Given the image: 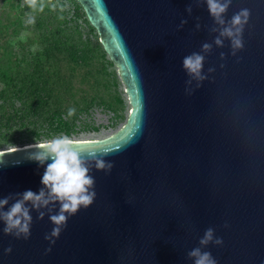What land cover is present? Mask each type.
<instances>
[{
    "label": "water",
    "instance_id": "water-1",
    "mask_svg": "<svg viewBox=\"0 0 264 264\" xmlns=\"http://www.w3.org/2000/svg\"><path fill=\"white\" fill-rule=\"evenodd\" d=\"M78 1L131 108L117 131L74 140L84 152L110 153L104 159L114 167L92 168L96 199L68 219L54 245L45 239L54 227L48 215L32 211L28 240L6 235L0 222V264H193L187 254L209 227L223 244L202 250L217 264H264V0H232L226 20L242 8L251 13L244 48L234 57L230 41L213 44L209 79L190 95L183 58L216 35L206 3ZM44 142L0 149V199L43 187L47 163L28 156Z\"/></svg>",
    "mask_w": 264,
    "mask_h": 264
},
{
    "label": "clouds",
    "instance_id": "clouds-1",
    "mask_svg": "<svg viewBox=\"0 0 264 264\" xmlns=\"http://www.w3.org/2000/svg\"><path fill=\"white\" fill-rule=\"evenodd\" d=\"M196 6L207 5V10L214 23L208 30L215 33L212 43L202 44L200 52H193L183 58V70L189 77L186 81V92L190 95L194 91L192 87L200 88L209 76L204 74V63L206 56L213 51V44L223 48L225 40L230 41L231 55L244 48L243 32L249 22L250 10L242 8L234 13L231 19L225 18V15L232 4V0H192ZM32 13L43 11L45 8L44 0H23ZM22 5V6H23ZM53 10L57 8L56 4H51ZM60 11L64 10L61 5ZM189 15L193 12L192 4L186 8ZM63 19V16L60 17ZM199 20V17H197ZM34 16L29 15L27 23H34ZM187 20H182L179 27L183 28ZM201 29V24H196V30ZM222 60L226 59L224 52L220 53ZM221 67H224L221 64ZM214 67L208 68L209 74L215 72ZM75 109L68 110V116L75 114ZM84 144L78 142L68 135H61L44 143H35L32 145L33 151L30 152L28 159L36 161L47 167L43 173L39 192L26 190L15 194H9L0 199V222H3L2 231L6 235H12L17 239L28 240L31 236V226L33 223L32 211L38 213V219L43 220L46 215L54 225L51 232L45 235V239L51 245L56 243L62 231L67 227L68 219L75 216L82 208H89L96 199L95 179L90 172L94 167L96 170L110 173L114 167L113 163L107 162L104 157L110 153L104 152L98 155L96 150L84 152L81 146ZM51 161L50 163H48ZM10 201H14L10 204ZM57 205L58 211H57ZM7 208V210H5ZM227 227V225H225ZM222 245L223 239L215 237V229L209 227L203 237L200 239V247H196L188 252V258L193 260V264H217V260L208 251H203L209 244ZM51 247L46 251L51 252ZM6 253L10 254L12 248L9 247Z\"/></svg>",
    "mask_w": 264,
    "mask_h": 264
},
{
    "label": "rangeland",
    "instance_id": "rangeland-1",
    "mask_svg": "<svg viewBox=\"0 0 264 264\" xmlns=\"http://www.w3.org/2000/svg\"><path fill=\"white\" fill-rule=\"evenodd\" d=\"M44 2L46 6L42 12L32 13L26 5H23V0H0V89L6 86L3 77L7 74L19 78L21 72L29 73L35 63L41 61L45 71L57 72L61 77L57 86L61 87L63 107L89 108L88 113L81 114L77 121L78 125H82L81 121H84L99 126V130H81L69 137L102 138L117 131L127 121L131 108L125 87L119 77L118 67L110 63L111 59L107 53L103 54L102 47L91 48L86 54V61L76 63L71 59L66 48L48 50L44 33L45 29L50 31L61 29L63 40L66 38L69 43L79 48H87L92 46L90 39L94 41L99 36L96 28L86 20L87 15L82 12L79 16L75 14L74 0H44ZM51 4H56L57 8L53 10ZM61 5L64 6L62 12L59 7ZM29 15L34 16L35 22L32 24L27 23ZM46 15L55 17L48 27L38 25V20ZM61 16L63 19L60 18ZM45 51H48L47 55ZM118 97L123 101L119 110H116L120 104ZM92 98H95L93 102H91ZM44 127L41 129L47 130L46 126ZM61 135L65 134L30 140L25 133H19L15 134L13 140L0 139V149L44 142Z\"/></svg>",
    "mask_w": 264,
    "mask_h": 264
},
{
    "label": "trees",
    "instance_id": "trees-1",
    "mask_svg": "<svg viewBox=\"0 0 264 264\" xmlns=\"http://www.w3.org/2000/svg\"><path fill=\"white\" fill-rule=\"evenodd\" d=\"M74 4L76 15L79 16L81 12L86 15L78 0H74ZM54 17L46 15L38 20V25L48 27ZM61 32V29L44 30L48 50L50 48H66L71 55V59L76 63L85 62L87 59L86 54L91 48L102 47L103 54H106L99 36L94 41L90 39L91 47L79 48L69 43L66 38L63 40ZM45 54L47 55L48 51H45ZM110 63L113 62L110 60ZM28 72H21L19 78L10 74L3 77L6 86L0 89V139L13 140L15 134L18 135L19 133H25L28 139L36 140L43 136L49 138L57 134L72 136L81 130H99V126L90 125L84 121H81L82 125H78L77 121L80 119L81 114L88 113L89 108L87 106L76 107L75 114L71 117L68 116V110L71 107L62 106L63 94L60 90L61 87L57 86L61 77L57 72L49 73L45 71L41 61L35 63L33 69ZM94 100L95 98H92L91 102ZM118 101L120 104L116 110H119L123 100L118 97ZM117 116H120L118 111ZM44 126L47 130L41 129L45 128Z\"/></svg>",
    "mask_w": 264,
    "mask_h": 264
}]
</instances>
